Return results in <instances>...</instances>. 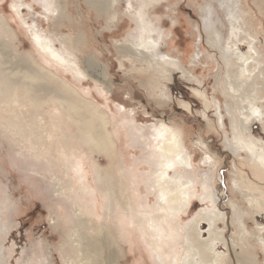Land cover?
<instances>
[{
    "label": "rangeland",
    "instance_id": "obj_1",
    "mask_svg": "<svg viewBox=\"0 0 264 264\" xmlns=\"http://www.w3.org/2000/svg\"><path fill=\"white\" fill-rule=\"evenodd\" d=\"M18 1L0 0V18L8 31L7 37L0 36L3 72H17L18 62L26 72L46 67L81 98L97 103L95 108L82 105V110L108 113L116 157L126 160L127 169L141 165L146 156L133 145V124L146 134L159 122L178 129L195 167L191 178L196 185L203 175L213 176L217 206L227 217L226 226L218 223L229 241V249L220 247L226 263L264 264V169L240 149L239 141H251L256 154L264 156V0H239L244 50L250 43L261 62L260 67L256 60L250 64L248 80L227 62L223 44L229 31L220 0H152L148 5L145 0H21L28 8L17 13L11 6ZM20 19L36 24L74 71L42 56ZM142 36L158 37L161 48L137 51ZM160 53L172 60H157ZM56 93L64 96L62 90ZM55 106L64 119L59 104ZM46 109L41 114L47 122ZM71 131L75 133L72 126ZM24 146L23 140L0 130V264H104L103 251L97 256L90 246V240L102 235L101 224L121 253L111 264H154L148 240L125 218L128 212L121 214L118 229V213L104 220L97 189L98 217L89 219L88 231L76 230L68 200L49 188L46 162L32 157ZM207 156L211 162L203 165ZM93 157L107 164L103 157ZM83 158L88 181L95 186L90 158L85 153ZM138 172L145 180L142 168ZM246 195L253 198L252 206ZM200 206L193 202L176 228L182 229ZM234 212L241 221L237 225Z\"/></svg>",
    "mask_w": 264,
    "mask_h": 264
},
{
    "label": "bare ground",
    "instance_id": "obj_2",
    "mask_svg": "<svg viewBox=\"0 0 264 264\" xmlns=\"http://www.w3.org/2000/svg\"><path fill=\"white\" fill-rule=\"evenodd\" d=\"M151 1L142 2L148 5ZM218 3L229 31L223 44L229 54L227 62L234 66L233 70L239 77L246 80L253 71L248 69L250 64H255L256 60L257 67H260L261 62L257 60L258 55L250 43L245 44L247 48L244 50L241 39L245 34L238 24L241 17L239 0H220ZM11 8L19 13L17 9L25 10L28 5L20 0ZM20 20L33 46L42 56L69 73L74 71L68 60L51 45L50 40L38 33L36 24ZM7 32L6 23L0 18V36L7 37ZM211 36L213 41L215 33ZM212 44L218 46L217 42ZM156 48H161L158 37L151 39L142 36L136 46L139 52ZM157 60L170 61L172 58L160 53ZM19 63L15 74L11 71L3 72L4 67H0V104L3 105L0 111V130L10 137L23 140L26 152L46 162L49 188L68 200L76 230L86 228L88 231L89 219L98 217L100 202L95 192L97 189L104 220L118 213L119 222L114 221L118 229V225L123 223L121 214L128 212L125 218L136 223L141 235L148 240L149 254L154 264H227V256L220 247L229 249V241L224 230L218 227L219 222L226 226L227 217L217 206L220 199L212 190L213 176L209 178L202 174L204 178L196 185V179L194 181L191 178L195 167L178 129L159 122L148 128L146 134L142 128L133 124L130 129L132 136H135L133 145L140 146L146 156L142 157L141 165L137 163L127 169L126 160L119 162L116 157L117 143L114 133L107 129L108 113L105 110L85 113L82 105L95 108L98 104L74 93L70 84L50 69L38 65L39 71L34 69L26 72L23 69L25 65ZM46 85L51 87L50 90ZM55 90H62L64 96L55 94ZM57 103L64 113V119L57 112ZM42 107H47V122L42 118L41 113L45 110H41ZM71 126L75 128V133L71 131ZM239 141L242 145L240 149L258 167L264 169V156L256 154L252 142ZM84 153L90 158V171L95 186L88 181L89 169H86L84 163ZM93 155L103 157L107 164L101 165L100 159ZM204 158L202 164L208 165L211 162L209 156ZM139 167L144 171L145 180L139 176ZM140 183L144 184V189ZM245 198L252 206L253 198L249 195ZM193 202L202 206L182 229H177L175 223L189 211ZM206 203L209 206H203ZM232 217L233 223L241 222L236 212ZM50 224L54 227L55 221H50ZM101 229L102 235L97 240H90V246L97 256L103 251V263L111 264L121 253L105 233L104 224H101Z\"/></svg>",
    "mask_w": 264,
    "mask_h": 264
}]
</instances>
